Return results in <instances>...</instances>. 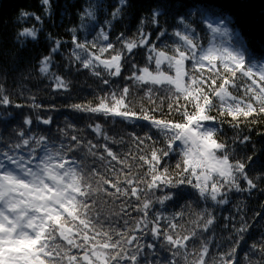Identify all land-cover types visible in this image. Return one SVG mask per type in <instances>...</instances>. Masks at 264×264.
<instances>
[{"label": "snow or ice", "instance_id": "1", "mask_svg": "<svg viewBox=\"0 0 264 264\" xmlns=\"http://www.w3.org/2000/svg\"><path fill=\"white\" fill-rule=\"evenodd\" d=\"M40 4L50 18L51 0ZM129 6L128 0H117L111 19L91 39L87 35L81 39L75 27L69 29L73 45L69 66L88 70L108 86L95 103L70 107L90 120L119 118L148 131L143 136L132 134L136 154L131 149L123 154L114 151L111 145L123 144V137L119 141L110 137L101 123L86 126L96 143L74 122L57 128L55 135L51 128L34 130L28 115L12 129L13 136L0 137V264H262L264 236L259 245H251L243 262L237 256L251 227L242 204L237 205L239 226L234 223L237 217H225L229 223L224 227H231L236 239L230 235L231 246L215 254L210 255L215 236L210 230L216 217L209 207L190 212L193 218L186 223L193 227L180 221L188 214L185 210L200 201L228 205L229 193L264 190L259 189L264 173L249 174L253 157L237 158L235 141L229 144L220 138L221 128L216 126L226 123L238 129L264 116V56L248 46L224 4L188 0H158L149 15L140 16L135 37L123 32L115 37L117 47L110 39L111 30L114 22L126 17ZM165 16L173 21L171 32L161 25ZM85 17L96 19L91 8L85 9L81 20ZM29 18L43 25L40 15L25 10L17 21ZM40 30L23 27L16 33V43L23 47L27 38L36 40ZM47 38L54 46L41 58L39 72L50 79L54 90L67 91L69 83L51 71L53 56L64 42L51 34ZM137 48L146 50L147 63L138 68L132 62L130 75L123 76L127 54ZM112 78L131 83L112 87ZM133 86L143 91L138 103L131 98ZM29 99L28 107L43 109L34 96ZM9 106L25 105L13 104L0 84V107ZM11 115L6 113L5 119ZM36 122L51 126L53 119L37 116ZM237 139L240 145L250 141L248 136ZM171 153L179 156L174 168L165 161ZM129 156L142 162L136 164V169H146L142 174L133 171ZM184 187L193 191L181 211L171 215L152 211L155 205L178 203ZM101 200L113 205L120 201L118 210L105 214ZM159 251L169 256L161 260ZM250 253H258L261 260L252 259Z\"/></svg>", "mask_w": 264, "mask_h": 264}, {"label": "trees", "instance_id": "2", "mask_svg": "<svg viewBox=\"0 0 264 264\" xmlns=\"http://www.w3.org/2000/svg\"><path fill=\"white\" fill-rule=\"evenodd\" d=\"M53 15L48 18L44 16L43 8L40 4V0H0V84L6 93L10 96L13 104L19 103L25 105L22 108H15L9 106L8 108L0 107V137L13 136L12 131L18 124L22 122L25 115L31 116L33 119V129L45 130L51 128L52 133L55 135L57 128H64L68 123L74 122L79 128L84 129L82 135L87 139H92L94 143L97 142L95 134L91 132L86 126L89 123H101L104 129L108 132L110 137L115 138L117 141L123 137L124 143H117L111 145L114 151L121 154L129 152L131 149L133 154H136V150L132 143V134L143 136L147 128L137 127L135 124L125 123L116 118L112 121L110 118L105 119L103 117H93L91 120L87 114L77 113L71 109V105L77 103H95V97L97 95H103L101 89L107 90L108 86L101 83L100 79L91 75L86 69H80L77 71L78 65L69 66L70 53L73 47L72 45V33L69 32L70 28H77V35L81 38L82 27L81 15L85 9L91 8L98 15L97 25L91 27L92 34L99 31V28L104 25V21L111 19V12L117 5V0H51ZM129 7L126 9V17L122 21L114 22L111 30L110 39L117 43L115 37L120 33H125L128 38H133L137 35L136 29L139 23L140 16L142 14L149 15L153 6L158 0H128ZM190 4L197 2L205 4H224V6L233 13L235 17V26L241 32V35L246 40L248 46L256 53L264 56V0H188ZM21 10L28 12H34L43 18V25L37 24V22L29 18L26 21L18 22L17 17ZM167 21V23H165ZM98 25L100 27H98ZM161 25L168 28L169 32L172 30L173 21L167 16L161 18ZM36 26L41 30L38 33L37 39H26V43L23 47L16 43V33L23 27ZM146 31H151L150 28H146ZM198 31L201 32V43L207 44V39L204 38V32L201 27L198 26ZM48 34L52 37L60 39L62 43L61 49L53 56L54 63L51 71L57 75L62 76L68 83L69 89L67 91H56L53 88V84L47 76L42 75L39 72L40 60L43 56L49 55L50 48L53 47V43L48 40ZM154 38V37H153ZM24 39V38H21ZM164 39V38H162ZM219 40H227L225 37L218 38ZM171 38L168 39V43H171ZM160 46L161 41H156ZM120 45L117 43V47ZM107 55V54H105ZM127 62H124V69L122 71L123 76L130 75L132 69L130 64L135 62L137 67H143L147 63V53L145 49L137 48L133 50V53L127 54ZM151 67H154L151 66ZM114 83L112 87L123 86V84L130 81H125L121 78H112ZM133 92L135 93L131 98L134 103L140 101V97L143 96L142 90H136L133 86ZM162 94V93H161ZM239 94V93H237ZM35 97V102L42 104L43 109H32L28 107L32 101L30 97ZM51 106H54V110H48ZM11 113L5 119V114ZM215 114V113H214ZM47 118L51 116L53 124L51 126H45L36 122V117ZM176 119H180L179 116ZM230 119V118H229ZM215 123V122H208ZM221 128L219 133L220 138L233 144L236 149L237 158L253 157V164L250 168V175L257 173H264V116L256 118L255 123H248L247 125H241L240 128L234 129L228 124L216 125ZM155 132V130H152ZM244 136L250 137V141L245 145H240L239 138ZM155 138V137H154ZM99 142H103L102 140ZM162 146V143L161 145ZM92 158H89V163ZM179 156L176 153H171L169 157L165 158L168 166L175 167V164ZM129 164L132 166L133 171H140L141 174L146 169H136V164L142 163L138 159L133 160L132 156L128 158ZM259 189H264V182H259ZM165 191H168L165 189ZM175 191V190H173ZM184 195L179 202L173 204L169 202L166 207L161 208L159 205H155L152 209L153 212L159 210L164 212L165 215H171L175 212L181 211V206L186 201H190L188 195L193 190L189 187H184ZM162 193L157 192L156 195ZM230 202L228 205H215L208 202L200 201L199 206L192 205L191 210H185L186 214L181 223H185L187 227H193V225L187 224L190 220L191 211L199 212L205 207H209L213 215L216 217L215 223L212 226L210 232H214L213 244L210 246V255L218 253L222 250H227L231 246V241L227 238L232 235V240L236 237L231 233V227L225 228L224 225L229 221L225 217L235 216L237 217L234 223L239 226V217L241 213L237 210V205L242 204L244 207V219L251 225L248 232L245 234L244 241L237 249V256L243 262L245 253L249 252L251 245L261 243V237L264 236V190H253L249 193H229ZM175 199V198H174ZM120 201L113 205L109 200L105 203L101 200L102 211L107 214L110 210H118ZM260 213L257 216L256 213ZM133 216L137 214L132 213ZM208 236L209 233H204ZM158 244V242H157ZM216 244H220L221 247H216ZM159 246V244H158ZM251 258L254 260H261L258 253H250ZM169 256V253L165 251H159V259L163 260ZM157 257H152L156 259ZM179 259V258H178ZM264 264V261H262Z\"/></svg>", "mask_w": 264, "mask_h": 264}, {"label": "rangeland", "instance_id": "3", "mask_svg": "<svg viewBox=\"0 0 264 264\" xmlns=\"http://www.w3.org/2000/svg\"><path fill=\"white\" fill-rule=\"evenodd\" d=\"M83 37H85V36L83 35ZM91 38H92V37H91ZM91 38H90V39H91ZM81 39H82V38H81Z\"/></svg>", "mask_w": 264, "mask_h": 264}]
</instances>
